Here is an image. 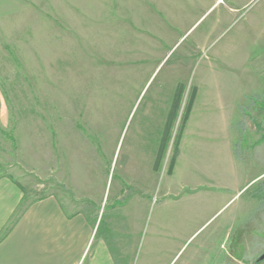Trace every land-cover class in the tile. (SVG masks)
<instances>
[{
    "label": "rangeland",
    "instance_id": "obj_1",
    "mask_svg": "<svg viewBox=\"0 0 264 264\" xmlns=\"http://www.w3.org/2000/svg\"><path fill=\"white\" fill-rule=\"evenodd\" d=\"M223 1L39 0L0 22L4 171L32 199L58 194L73 211L100 213V236L120 222V264H160L177 240L174 264L193 253L199 264L211 254L214 264H264V215L254 232L255 203L246 207L264 181L227 206L218 198L230 140L231 194L264 169V0L214 27ZM132 160L149 180L144 205L125 216L111 203L120 190L118 205L135 195ZM209 162L215 204L194 190Z\"/></svg>",
    "mask_w": 264,
    "mask_h": 264
},
{
    "label": "crops",
    "instance_id": "obj_2",
    "mask_svg": "<svg viewBox=\"0 0 264 264\" xmlns=\"http://www.w3.org/2000/svg\"><path fill=\"white\" fill-rule=\"evenodd\" d=\"M38 1L0 0V22L23 14L27 8ZM204 2L207 7L212 8L216 0H204ZM217 4L215 10L222 9V11L221 18L219 17L214 22V27L221 26L224 21H236L237 16L240 15V9L247 6L248 0H224ZM221 83L224 82L211 80L207 82V85L213 88L221 86ZM209 93L212 94L213 91ZM228 131L233 134L230 125ZM226 147L227 159L224 160V164L229 165V169H225L227 176L219 181V187L223 186L224 194H218L219 199L227 201L225 206L239 199L238 197L243 191L264 180L263 169L248 182L244 181L238 184L237 180L234 194H231L230 167L235 164L232 159V140ZM148 162L147 170L150 173L153 163L150 159ZM136 164V161H131L130 173L127 175L129 179L127 185L133 188L135 195L125 205H118L117 203L125 197L120 190L119 194H113L111 203L113 208L123 210L125 216L134 213L136 209L144 205V200L137 194H140L139 192L143 190L149 179L145 178L147 172L143 179L140 178L141 171L136 172ZM214 166H216L215 162H209L207 165L199 167L202 169V173H198L196 188H194L196 192H206V194H195V196H198L199 199H207L208 204H215L217 197V194L212 192L215 181L210 168ZM4 170L5 165L0 159V264H120L118 258L128 253L125 250L126 243H122L124 234H121V231L124 226L121 227L120 222L111 219L109 231L106 235L100 236V213L98 215V212L95 211L91 214L87 209L73 211L70 204L61 199L58 194L32 199L30 194L25 193V186L10 177ZM261 192H264V188ZM177 196L178 194H176ZM105 199L106 194H103L100 200L104 202ZM261 200H264V194H255L246 203L248 208L255 203L254 221L252 219L254 232L258 230L256 226L260 225L261 216L264 215V202L261 205ZM242 210L243 207L240 212ZM231 222L232 216L230 215L224 220V227H229ZM262 240L263 245L259 247L257 255L264 253V237ZM177 241L171 242L167 248L168 252L161 257L160 264H174L177 260L184 248V242ZM210 256L211 262L214 264V254ZM182 264H199V257L193 253Z\"/></svg>",
    "mask_w": 264,
    "mask_h": 264
},
{
    "label": "trees",
    "instance_id": "obj_3",
    "mask_svg": "<svg viewBox=\"0 0 264 264\" xmlns=\"http://www.w3.org/2000/svg\"><path fill=\"white\" fill-rule=\"evenodd\" d=\"M169 134H170V133H168V135H169ZM168 135H167V136H168ZM169 138H170V136H169ZM169 138L166 139V140H165V143H163V144H166V145H167V144H168V141H169ZM12 139H13V138H12ZM13 140H15V139H13ZM163 144H162V145H163ZM162 152H165V151L162 150ZM162 157H163V155H162ZM159 159H160V157H158L157 160H159ZM157 163H158V161H156V165H157ZM263 181H264V180H263ZM263 188H264V186H261V188H260V192H261V190H262ZM258 261H259V259H258Z\"/></svg>",
    "mask_w": 264,
    "mask_h": 264
},
{
    "label": "water",
    "instance_id": "obj_4",
    "mask_svg": "<svg viewBox=\"0 0 264 264\" xmlns=\"http://www.w3.org/2000/svg\"><path fill=\"white\" fill-rule=\"evenodd\" d=\"M264 260V254H262L260 257H259V261H262Z\"/></svg>",
    "mask_w": 264,
    "mask_h": 264
}]
</instances>
